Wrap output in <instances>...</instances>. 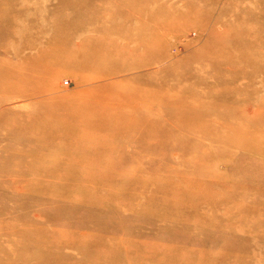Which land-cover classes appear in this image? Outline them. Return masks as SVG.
<instances>
[{
  "label": "rangeland",
  "instance_id": "rangeland-1",
  "mask_svg": "<svg viewBox=\"0 0 264 264\" xmlns=\"http://www.w3.org/2000/svg\"><path fill=\"white\" fill-rule=\"evenodd\" d=\"M65 38L117 51L83 69V50L51 51ZM262 54L264 0H0V264H264ZM51 111L79 117L74 138L40 140ZM249 124L228 152L247 187L217 184Z\"/></svg>",
  "mask_w": 264,
  "mask_h": 264
},
{
  "label": "bare ground",
  "instance_id": "bare-ground-1",
  "mask_svg": "<svg viewBox=\"0 0 264 264\" xmlns=\"http://www.w3.org/2000/svg\"><path fill=\"white\" fill-rule=\"evenodd\" d=\"M149 7V5H147V8ZM153 6H151L150 5V7L148 8V11L149 12H153L154 11V9L152 8ZM159 27V26H158ZM160 28V27H159ZM153 30H154V28H153ZM160 31V30H159ZM150 34V33H149ZM157 34H159V33H157ZM160 35V34H159ZM158 35V36H159ZM35 36V35H34ZM151 36V35H150ZM35 38V37H34ZM152 38V37H151ZM154 38V37H153ZM153 38H152V40H153ZM149 39V35H146V41L142 44V42H140L141 43V45L140 46H143V45H148V40ZM52 42H54V41H50V43H52ZM58 43V42H57ZM57 43H55L52 47H51V51L52 50H58V49H62V48H69L70 50H72V51H74L75 53H77V52H81L82 50L84 51V53L85 54H83V56L85 57V62H83L82 64H81V68H83V69H90V67H91V65L92 64H94V63H97V61L99 60V62H104V60H108V58H99L98 56H97V52H98V50L99 49H101V48H105V49H107L108 50V53H110V54H112V53H114V51H117V48H116V46H114V42H110L109 44H105V43H103V42H99V41H96V40H91V41H84V42H77V44H75V45H73L72 44V46H71V43H70V41H69V39L68 38H65L64 40H62L61 42H59L58 43V45H57ZM29 46H31L30 48H32V46H33V44H30L29 43ZM139 46V47H140ZM131 50H133L132 48H129V52L131 51ZM263 53V52H262ZM162 54V53H161ZM262 55H264V54H262ZM157 56V55H156ZM263 57V56H262ZM156 58V57H155ZM230 59V58H229ZM238 59V58H237ZM233 60V59H232ZM231 60V61H232ZM38 61H40V59H38ZM230 61V60H229ZM231 61L230 62H228V60H227V62L228 63H231ZM233 62V61H232ZM123 63V64H122ZM121 64H111L109 67H107V69L106 70H103L102 72H97V74H98V78H99V80H101V81H99V83L97 84V85H99V84H102L101 86H106L108 83H113V79L115 78V77H117V76H119L122 72H128V70H125L128 66L126 65V63H124V62H122ZM148 64H144V62H142V64H139L137 67H136V70L138 69V68H140V69H143V68H145V67H148L149 65H151V63L152 62H147ZM237 63V62H236ZM239 63V62H238ZM242 64V63H241ZM244 64H246V63H244ZM244 64H243V66H244ZM240 65V64H239ZM255 65V64H254ZM238 66V65H237ZM246 66H248V65H246ZM245 66V67H246ZM251 66V65H250ZM229 67V66H228ZM249 68V67H248ZM252 68H254V66H252ZM255 69V68H254ZM171 70V69H170ZM261 69H259V71H260ZM262 70L264 71V68L262 67ZM8 72H10V71H13L12 69L11 70H7ZM17 72V71H16ZM31 73H33L32 75H31V77L33 78L35 75H36V70L34 69ZM261 73V72H260ZM247 75V74H246ZM244 75L242 74V77H243ZM260 76H261V74H260ZM247 77V76H246ZM245 77V78H246ZM249 77H251V76H249ZM262 77V76H261ZM244 78V79H245ZM16 79H18V78H15V79H13V81L14 80H16ZM211 79V78H210ZM230 79H232V78H230ZM255 79V78H254ZM259 79H262V78H259ZM264 79V78H263ZM98 80V79H97ZM243 80V79H242ZM248 80H250V79H248ZM232 81V80H231ZM241 80H239L238 82H240ZM244 81V80H243ZM108 82V83H107ZM261 82H262V80H261ZM26 85H29V83L30 82H24ZM107 83V84H106ZM241 83V82H240ZM254 82H252V84H253ZM38 82H36L35 80H33V81H31V83H30V86H24L25 87V89H23V88H21L22 89V91H24L26 94H30V93H34V91L35 90H43V88H42V85L41 84H39ZM242 84V83H241ZM9 83H7V84H5L4 85V89L7 91L8 89H9ZM97 85H93V86H90V85H87L86 87V89H88V90H92L93 88H96V87H98ZM213 85V84H212ZM237 85V84H236ZM215 86V85H214ZM263 86H264V83H263ZM235 87V89H238L239 90V86H238V88H236L237 86H234ZM107 88V87H106ZM12 89H14V90H18L19 89V87L18 86H15L13 83H12ZM253 89V88H252ZM254 89H256V87L254 88ZM247 90V89H246ZM250 90V89H249ZM5 91V92H6ZM36 92V91H35ZM239 92V91H238ZM247 91H245V93H246ZM126 93V92H125ZM128 94V93H127ZM5 95H6V98L8 99V101H10V99H12V97L11 96H9V92H6L5 93ZM99 95H103L104 96V92L103 91H101V92H97V95L96 96H99ZM239 95V94H238ZM100 97V96H99ZM103 98V97H102ZM102 98H101V100H102ZM98 99V98H97ZM104 99V98H103ZM194 99V98H193ZM196 99V98H195ZM105 100V99H104ZM81 103H89V101L88 100H86V99H81V100H79ZM194 101V100H193ZM196 101V100H195ZM258 101L259 102H261L262 104L264 103V96H260L259 98H258ZM52 103H55L53 100L51 101ZM111 102H114V101H111ZM200 102V101H199ZM115 103H118V102H115ZM197 103V102H196ZM260 103V104H261ZM68 104H69V102L67 101V100H63L62 101V104L61 105H65V106H68ZM259 104V103H258ZM75 105V104H74ZM193 105H194V103H193ZM196 105V104H195ZM199 105V104H198ZM70 106H72V104L70 105ZM255 110H257V109H255ZM258 111V110H257ZM259 112V111H258ZM251 113H252V111H251ZM258 117H260V118H263L264 116L261 114V113H258ZM77 118L79 119V117H77V115H72V114H68V113H66L65 111L64 112H60V113H55V112H49V113H47L46 115H41L40 116V123H41V125H42V127H47L48 129H49V134H46L45 132H42L41 133V135H40V140H42V141H47V139H53V138H62L63 140H65V139H72V138H74V132H73V128L74 127H76V122H77ZM216 118V117H215ZM219 118V117H218ZM50 120H60L61 122H62V124L64 125L63 127H61V126H55V125H52V124H50L49 123V121ZM216 120V119H215ZM198 121V120H197ZM214 121V120H213ZM239 121V120H238ZM217 122V121H216ZM215 122V123H216ZM218 123V122H217ZM218 127H219V125H218ZM255 126L253 125V126H251V124H249V125H246L245 126V128L243 129V130H241L242 131V137L241 138H239V139H236V138H231V139H228L231 143H232V146L228 149V151H222L221 153H216L215 155V157L217 158V159H219L220 161H221V163L223 164V166H221V167H223V169L222 170H220L219 171V173L217 174V178H218V181H216V183L217 184H219L220 183V185H222V184H225V183H228L229 184V186H231V188L233 187V186H236V187H239V188H244V187H247V182H236V178H234V173L235 172H232L234 169H235V167H236V161H234V159L233 158H231V157H229L228 156V152L229 151H231V150H233V148H243V147H247L248 145H249V143H250V139H252V135H253V133H255V132H257V131H259V130H261V129H263L261 126H257L256 128H254ZM240 128V124H238V123H235V124H232L231 126H230V129L232 130V131H237L238 129ZM243 128V127H242ZM75 129V128H74ZM88 133H90L89 131H88ZM84 135H86V133L84 134ZM90 135V134H89ZM88 136V135H87ZM86 136V137H87ZM84 137V136H83ZM77 138H79V137H77ZM261 138V137H260ZM89 139V138H88ZM101 139H103L102 137H101ZM226 140V139H225ZM256 142V141H255ZM228 148V147H227ZM252 149H253V147H252ZM255 154V153H254ZM213 155V154H212ZM107 156V155H106ZM83 157V156H82ZM107 158H109V156L107 157ZM105 159V158H104ZM77 164H78V162H77ZM71 165H72V163H71ZM71 165H69V166H71ZM32 167V166H31ZM41 168H43L42 166H40ZM72 167V166H71ZM70 167V168H71ZM220 167V168H221ZM49 167H44V169L42 170L41 169V171H46L47 169H48ZM69 168V169H70ZM72 168H74V167H72ZM234 168V169H233ZM229 170L231 171V172H229ZM90 171V170H89ZM92 171V170H91ZM99 171V170H98ZM68 172H70V171H68ZM106 172V171H105ZM93 174V173H92ZM94 174H96V173H94ZM90 175V174H89ZM107 177V176H106ZM38 178V177H37ZM90 178H91V176H90ZM188 178H190V177H188ZM39 179V178H38ZM73 180V179H72ZM91 180V179H90ZM185 180V179H184ZM190 180V179H189ZM207 180H209V179H207ZM216 180V179H215ZM187 181V180H186ZM191 181V180H190ZM198 181V180H197ZM71 182V181H70ZM73 183V182H72ZM75 183V182H74ZM193 183V182H192ZM211 183L213 184H215V182H212L211 181ZM8 184V183H7ZM23 184V183H22ZM42 184V183H41ZM140 184H142V183H140ZM145 184V183H144ZM190 185H191V182L189 183ZM198 183H196L195 185H197ZM11 186H12V184H10ZM26 185V184H25ZM71 186H72V184H70ZM74 185V184H73ZM185 185V184H184ZM193 185V184H192ZM209 185V184H208ZM15 186H16V184H15ZM39 186V185H38ZM95 186V185H94ZM197 186H199V184L197 185ZM210 186L211 187H213L211 184H210ZM219 186V185H218ZM223 186V185H222ZM24 187H26V186H24ZM23 187V188H24ZM40 187V186H39ZM172 187V186H171ZM178 187V186H177ZM184 188H185V186H183ZM210 187V188H211ZM30 188V187H29ZM191 188H193L192 186H191ZM199 187H197V190H199L198 189ZM206 188H207V185H206ZM223 188V187H222ZM11 189V188H10ZM26 189V188H25ZM24 189V190H25ZM166 189H167V187H166ZM168 189H171V188H168ZM179 189V188H178ZM177 189V190H178ZM182 189V188H181ZM185 189H187V187L185 188ZM190 189V188H189ZM196 189V188H195ZM194 189V190H195ZM225 189V188H224ZM264 189V188H263ZM262 189V190H263ZM16 190V189H15ZM30 190V189H29ZM32 190V189H31ZM173 190V189H172ZM208 191H209V189H207ZM212 190V189H211ZM213 190H214V188H213ZM212 190V191H213ZM217 190V189H216ZM7 191V190H6ZM25 191H27V190H25ZM180 192H181V190H179ZM203 191V190H202ZM207 191V192H208ZM173 192H174V190H173ZM172 192V193H173ZM191 192V191H190ZM210 192V191H209ZM259 192V191H258ZM8 193V192H7ZM17 193V192H16ZM19 194V193H18ZM178 194V193H177ZM197 195H198V193H196ZM210 194V193H209ZM175 195V194H174ZM19 196V195H18ZM25 196V195H24ZM178 196V195H177ZM189 196V195H188ZM201 196V195H200ZM12 197V196H11ZM194 197V196H193ZM193 197H192V199H193ZM22 198V197H21ZM188 198V197H187ZM23 199V198H22ZM181 199V198H180ZM204 199V198H203ZM220 199V198H219ZM222 199L223 200H227V201H229V200H233V196L232 197H230V195L228 194V195H224V196H222ZM24 200V199H23ZM177 200V199H176ZM194 200V199H193ZM197 200V199H196ZM199 200V199H198ZM216 200V199H215ZM214 200V201H215ZM187 201V200H186ZM201 201V200H200ZM210 201V200H209ZM209 201H208V203H207V205L209 204ZM183 201H181V203H182ZM222 202V201H221ZM225 201H223V203H224ZM210 203H212L211 201H210ZM216 203H217V200H216ZM223 203H220V205L221 204H223ZM183 204H184V202H183ZM193 204V203H192ZM196 203H194V205H195ZM218 204V203H217ZM217 204H216V207H217ZM226 204V203H225ZM244 204H245V202H244ZM187 205V204H186ZM198 205V204H197ZM213 205H214V203H213ZM199 206V205H198ZM197 206V207H198ZM210 206V205H209ZM208 206V207H209ZM227 207H228V204L226 205ZM231 206V205H230ZM229 206V207H230ZM204 208H205V205L203 206ZM215 207V206H214ZM224 207V206H223ZM255 207V206H254ZM199 208H201V210H202V207H199ZM203 208V209H204ZM231 208V207H230ZM235 208H237V207H235ZM219 209V208H218ZM233 209V208H232ZM200 210V209H199ZM200 210V211H201ZM212 210V209H211ZM238 209H236V211H237ZM202 211H204V210H202ZM206 211V210H205ZM233 211V210H232ZM255 211V210H254ZM254 211H253V213H254ZM219 212V211H218ZM200 213V212H199ZM220 213V212H219ZM235 213V212H234ZM237 213H238V211H237ZM201 214H205L206 215V213L204 212V213H201ZM200 214V215H201ZM225 214V213H224ZM223 214V215H224ZM239 214V213H238ZM237 214V215H238ZM226 215V214H225ZM230 215V214H229ZM236 215V214H235ZM232 216H234L233 215V213H232ZM231 216V217H232ZM230 218V217H229ZM232 219V218H231ZM219 220H220V218H219ZM221 221H223L222 219H221ZM230 221V220H229ZM233 221V220H232ZM235 221V220H234ZM227 223V222H226ZM229 223V222H228ZM230 227V226H229ZM38 238H39V236H38ZM235 240V239H234ZM236 242V241H235ZM231 247V246H230ZM229 247V248H230ZM170 252V251H169ZM193 252V251H192ZM196 253V252H195ZM193 256V255H192ZM190 257V256H189ZM198 257V256H197ZM186 258H188V257H186ZM192 258H194V257H192ZM185 260H187V259H184V261ZM183 261V262H184ZM190 261H191V259L189 258V263H190ZM196 261V260H195ZM198 261V260H197ZM180 262V261H179ZM179 262H178V264H179ZM185 263V262H184ZM183 263V264H184ZM187 263V262H186ZM185 263V264H186ZM193 263V262H192ZM188 264V263H187Z\"/></svg>",
  "mask_w": 264,
  "mask_h": 264
}]
</instances>
